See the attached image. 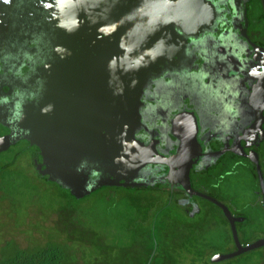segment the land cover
<instances>
[{
	"label": "water",
	"instance_id": "95a60500",
	"mask_svg": "<svg viewBox=\"0 0 264 264\" xmlns=\"http://www.w3.org/2000/svg\"><path fill=\"white\" fill-rule=\"evenodd\" d=\"M247 1L230 3L242 14L237 39L254 52L249 69H260V79L248 72L246 101L262 114L264 47L246 35ZM260 1L264 12V0ZM222 4L223 0H0V124L9 131L0 135V152L21 140L37 146L42 160L38 162L34 153L32 163L39 176L47 175L77 198L103 186L168 181L189 196L211 200L228 219L236 246L215 254L216 261L264 246V238L243 245L236 222L246 218L193 190L190 170L205 153L191 112L174 118L172 134L178 131L179 142L170 154L158 149L156 136L149 141L140 136L149 79L184 57L190 38L210 29L217 13L224 12ZM256 101L260 103L254 105ZM246 156L256 167L264 204L258 155L252 150ZM156 249L154 238L146 264Z\"/></svg>",
	"mask_w": 264,
	"mask_h": 264
},
{
	"label": "flooded vegetation",
	"instance_id": "af4514ba",
	"mask_svg": "<svg viewBox=\"0 0 264 264\" xmlns=\"http://www.w3.org/2000/svg\"><path fill=\"white\" fill-rule=\"evenodd\" d=\"M220 6L224 12L217 13L210 29L197 37L190 38L191 40L185 45L183 51L184 57L175 66H166L160 74L149 79L145 89V95H147L145 97L146 117L145 123L141 127L143 131H141L140 136L148 141L156 136L160 142L158 149L163 154H170L179 142L178 137L176 138L178 131L176 130L172 134L173 120L178 113L188 112L189 114L191 112V116H194L196 120V130L193 128L195 132H192L202 144L205 153L199 157V164H193L190 170L192 188L223 203L234 216L246 218V220L236 222L237 235L240 240L239 226L247 221V217L237 211L238 206L232 200L234 196L225 192H215L211 189L215 188V185L209 188L200 181V186H195L198 177L200 179H223L234 174L237 167H245L246 162H249L254 167L252 171L258 182V189L254 193L255 202H259L264 208L256 167L246 156L252 150L256 151L264 180V168L262 166L264 159V109L262 114L260 112L257 114V112L252 111L246 101L251 85V79L247 78V75L254 52L240 37L237 39V25L242 17L241 9L235 10L231 6L230 0H223V4ZM252 6L253 1H247L244 19L245 32L252 42L264 47L261 21L252 18L254 11L250 10ZM260 6L262 8L261 1ZM262 13L264 17L263 9ZM193 28L195 26L190 30L193 31ZM255 67L256 65L251 69L253 73L256 71ZM259 72L260 69L258 68L257 73ZM3 89L7 91L8 87L3 86ZM263 102L259 103L264 104ZM181 126H183V128L180 127L182 130L185 124ZM8 132L7 130L5 134ZM20 142L26 144L28 150L32 152V158L33 154L36 153L38 162L42 160L37 146L29 145L26 140ZM241 153L245 155H239ZM32 158L31 162H33ZM231 161H234L233 165H230ZM235 165L237 166L236 169L233 168ZM193 177H195L194 180ZM135 187L157 189L161 193H166V201L158 209V214L174 203L181 208L187 217H194L203 212L212 216L211 211L214 209L217 212L216 209H218L226 222V226L231 231L230 223L223 210L199 194L189 196L182 187L176 185L171 187L168 181L157 182L150 186ZM201 203H210L214 208L208 210ZM256 236L250 243L264 238V226L259 227ZM241 243L245 245V243ZM233 244L234 250H236L234 240ZM262 248L264 246L253 250L257 251ZM227 252L231 251L223 250L217 253ZM244 254L246 252L231 259H238L237 264H246L244 259H240V257H244ZM228 260H220L218 263L228 262Z\"/></svg>",
	"mask_w": 264,
	"mask_h": 264
},
{
	"label": "rangeland",
	"instance_id": "374dc122",
	"mask_svg": "<svg viewBox=\"0 0 264 264\" xmlns=\"http://www.w3.org/2000/svg\"><path fill=\"white\" fill-rule=\"evenodd\" d=\"M253 10L255 14H258L261 11L259 4H255ZM3 131L0 129V135L5 134ZM12 159L15 162L10 168L22 171L16 174L17 176H13L17 182L20 184L22 181L20 175L24 172L35 187L34 190L29 188L24 195L15 194L13 198L0 190V250L9 240L21 247L42 246L49 242H59L69 246L82 264H98L97 259L102 264L103 262L112 264L114 258L111 253L101 254V252H105L101 246L105 244L106 240L107 244L110 241L103 231L91 228V224L98 220L99 213H103L106 207H111L121 197L133 194V191L126 187L105 186L85 197L73 199L55 184L38 176L31 164L30 150L24 142L0 153V170L5 163ZM262 166L264 168V159ZM198 180H200L199 177ZM12 184L10 183L11 187ZM214 185L215 188L210 187L213 191L232 194L234 202L238 206L237 211L245 216H247L246 213H249L250 208L259 207L254 201L258 182L248 163L245 167H237L234 174L219 179ZM138 192V194L146 195L152 199L151 214L157 213V209L163 205L167 198L166 193H161L157 189H139ZM201 205L207 207L208 210L214 208L210 203H201ZM216 210L217 212L214 209L211 211L212 216L203 212L194 217H187L177 204H170L157 219L155 232L159 248L156 253L157 257L152 264H237L238 259H227L228 262L218 263L215 260L217 252L210 249L205 251L202 259H198L194 249L192 253H188L179 250L176 245L180 238V232L186 233V227L193 224L196 226L194 227L195 231L204 236L202 240L220 244L222 237L225 240L228 238L229 241H226L223 248L225 251L234 250L232 232L226 226L221 212ZM256 222L255 229H259L264 220L258 218ZM139 252L141 256L146 255V247L139 249ZM240 259H244L246 264H264V248L260 249L250 261L245 257H240Z\"/></svg>",
	"mask_w": 264,
	"mask_h": 264
},
{
	"label": "trees",
	"instance_id": "16d2710c",
	"mask_svg": "<svg viewBox=\"0 0 264 264\" xmlns=\"http://www.w3.org/2000/svg\"><path fill=\"white\" fill-rule=\"evenodd\" d=\"M252 1L253 6L255 4H259V7L261 9L258 14H255V12L253 11L252 18H256V20L261 21V29L264 33V17L262 8L260 6V0ZM253 6L250 9L251 11L253 10ZM0 129H3V132H6L8 130L1 124ZM11 147L9 148L11 149ZM3 152L5 151H2L0 153ZM30 153L32 158V152ZM14 162L15 160L12 159L11 161L5 163L0 170V190H3L4 194H7L12 198L15 196V194L24 195L29 188L34 190L35 187L31 184L29 176L24 172L20 175L22 177V181H20V184L17 182V179H15L13 176H17L16 174L22 171L12 170L10 168L14 164ZM246 163L250 164L249 162ZM31 164L33 166L32 162ZM233 164L234 161H231L230 165ZM236 167L237 166L235 165V167L233 168L236 169ZM250 167L251 170H254V167L251 164ZM39 177L48 180L47 175H45L44 177ZM218 180V178H201L200 180L195 182V186H200V181L203 182L205 186L207 185L210 188L214 184H216ZM48 182H51L58 186L60 189L64 190L66 195H69L71 198L79 199L70 194L67 189L61 187L57 183L50 180H48ZM10 183H13L12 187L10 186ZM126 189L132 190L133 194L121 197L119 198V201L114 202L111 207H106L103 213H99L100 219L98 218V220L91 224V228L103 231L106 238L110 241V244H107L106 240L105 244L101 246V248L105 251L103 253L101 252V254L111 253V256L114 258L112 264H146L149 256L151 255L150 253L153 250L154 238L157 240L155 229L157 228V219L160 214H158L159 211L157 213L151 214V210L153 209L152 199L146 195L138 194L140 193L138 192L139 189L150 188L126 187ZM255 198L256 197H254V201L256 200ZM232 200L234 201V198ZM256 203L259 207H255V210L253 208H250L249 213H246L247 221L243 222L239 226L240 240L245 244L250 243L254 238L257 237L256 231L258 229H255V224L257 223L256 221L258 220V218H262L264 220V208L259 202L256 201ZM80 224H82L81 221ZM188 226L190 228L186 227V233L183 234L180 232V238L176 242V245L179 250H183L188 253H192L194 249L196 251L195 256L198 259H202L207 249H210L213 252H220L224 250L223 245L226 244V241H229L228 238H226L225 240L224 237H222L220 244H217L215 242L211 243L208 240H202L204 239V236L195 231L194 227L196 226L193 224ZM261 226H264V223L261 224ZM143 247H146V255L141 256L139 249ZM158 248L159 247L157 242V249L150 264H152L157 257L156 253L158 251ZM257 252H259V250L246 252V254H244V257L246 260L250 261L251 258L257 254ZM96 262L98 264H102L98 261V259L96 260ZM104 263L105 262H103V264ZM0 264L82 263L79 262L78 258L75 256L72 249L69 248V246L59 242H49L42 246L21 247L14 241L9 240L2 246L0 250Z\"/></svg>",
	"mask_w": 264,
	"mask_h": 264
},
{
	"label": "bare ground",
	"instance_id": "6f19581e",
	"mask_svg": "<svg viewBox=\"0 0 264 264\" xmlns=\"http://www.w3.org/2000/svg\"><path fill=\"white\" fill-rule=\"evenodd\" d=\"M249 73H250V76L252 77V78H255V75H257V77L260 79V72L259 73H257L256 71L253 73V71H251V69H249V71H248ZM259 102L258 101H256V102H254L253 104L254 105H256V104H258Z\"/></svg>",
	"mask_w": 264,
	"mask_h": 264
}]
</instances>
